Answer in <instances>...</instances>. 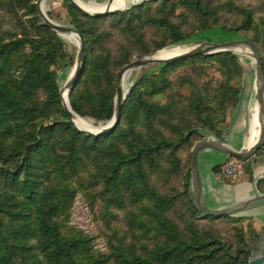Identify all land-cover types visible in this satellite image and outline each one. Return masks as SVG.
<instances>
[{
  "label": "trees",
  "instance_id": "obj_1",
  "mask_svg": "<svg viewBox=\"0 0 264 264\" xmlns=\"http://www.w3.org/2000/svg\"><path fill=\"white\" fill-rule=\"evenodd\" d=\"M36 1L0 0V12L15 20L14 30H6L0 16V264H248L260 236L248 226L247 243L241 227L233 242L198 222L203 213L194 199L191 162L179 155L207 133L223 135L226 111L240 100V89L231 85L242 74L237 56L157 65L156 73L130 87L115 130L87 136L62 106L57 71L70 60L61 39L41 23ZM178 9L186 13L176 16ZM67 12L84 43L69 104L97 123L112 119L119 72L134 56L212 30L240 34L259 54L264 73V20L234 0H150L99 17L67 3ZM223 16L238 23L228 27ZM197 64H215L225 80L211 88L191 76L171 77ZM258 155L264 156V141ZM257 189L264 193V180ZM78 193L101 201L103 220L112 210H133L126 233L108 236L105 253L67 226ZM221 219L245 220L205 216L203 222Z\"/></svg>",
  "mask_w": 264,
  "mask_h": 264
},
{
  "label": "rangeland",
  "instance_id": "obj_2",
  "mask_svg": "<svg viewBox=\"0 0 264 264\" xmlns=\"http://www.w3.org/2000/svg\"><path fill=\"white\" fill-rule=\"evenodd\" d=\"M83 1L89 2L92 0H83ZM94 1L98 2V4H105L107 0H94ZM115 1L124 2L125 0H115ZM147 1H150V0H141L140 2L143 3V2H147ZM234 1H235V4L237 6L242 5V6L249 8L250 10H252L254 13V19L256 21L260 20V19L264 20V9H262V7H261V1L260 0H234ZM140 2L136 1V3L133 6H136ZM67 3H68L67 0H45L41 3L40 10L43 11V13H45L47 15L49 20L57 23L58 25H61L64 27H72L70 24V17H69L68 12H67ZM184 13H186V12H184L181 9H178L176 11V16H181ZM187 15L189 17L188 18L189 21L194 22L195 16L191 15L189 13ZM0 16L3 19L4 29L14 30L15 20L12 17H10L9 15L4 14L2 12H0ZM229 17H232V16H229ZM232 18H234V17H232ZM232 18H228V17L223 16L222 20H226V21H224V23H226L228 27H235L236 24L238 23V20H236V18H234V19H232ZM41 23H42V21H41ZM184 30H186V32H187L186 25L184 26ZM246 34H248V33H246ZM246 34L243 33L244 36ZM72 35L77 37L75 34H72ZM250 35H251V33H250ZM58 37L61 39V41L64 45V48H65L64 49L65 53L67 54V57L70 60V65H68V67H66L62 71H57L59 76H60L59 80H58L59 86H60V89H59V92H60L62 90L64 84L66 83V81L70 78L71 73L74 72L79 41H73L71 37L64 35V34H62ZM240 40L246 41L242 38V36L240 34H236L234 32L224 33V32L218 31V30H212L208 34H205V35L198 37V39H194V40L191 39L190 42H186V43H183L180 45L167 46L163 49H160V50H157L154 52L157 53V52L163 51L165 49L169 50V49H176V48H178V49H192L193 47H195L199 44H202V43H224V42L240 41ZM154 52H151V53H154ZM233 55L237 56V58H238V62L240 63L241 68H242V74L238 80L237 79L233 80L231 82V85L240 89V100H239L238 104L240 103V101L243 98H244L243 102H246L245 103L246 104V109H245L246 115H245V117L247 119V125L250 129L251 120H254L252 118V116L250 117V115H251L250 109H251V102H252L253 97H254L253 93H254V90L256 87V81H257L256 80L257 79L256 78V65H255L253 58L250 56V55L253 56V54H250L248 52H242V53H236ZM143 56H146V55H143ZM143 56H134L132 61H134L135 59L141 58ZM156 72H157V65H149V66H146V67H143V68H140V69H137V70H134V71L127 73L124 76L125 79H124V84L122 86L123 92L125 94H128L130 87L141 76L146 75V74L147 75L154 74ZM62 74L64 75L63 78L61 77ZM181 75L191 76L194 80H196L199 83L209 82L210 84H212L211 88L216 87L220 82H222V80H225L221 76V74L218 72V67L215 64H202V65L197 64L191 68H180L176 72H174L171 75V77L174 78V76L176 77V76H181ZM181 92H184L185 95L187 94V91L185 89H183ZM245 96H246V100H245ZM257 101H258V99L256 98V100L254 102V107H253L254 116L256 113L259 115L260 110H261V105ZM234 110H235L234 107H232V106L228 107V109L226 111V121H225V123L220 125L221 128L222 127L223 128L229 127V125H230L229 122L233 117L232 114H233ZM240 115H241V113H240ZM75 116L78 117L83 122H85V123H87L93 127H96V128H101L104 125H106V123H107V122L97 123V122L90 120V119H87V118H81L77 115H75ZM260 119H261V117H260ZM250 134H251V130H250ZM211 136H213L212 133H207V135H205L203 137V139H201L199 141H194L192 143V145L187 146L186 148H184L180 151L179 155L181 157V160L184 162V164H188V161L190 164V162H191V150H192L193 146L195 144H197L198 142L204 140L205 138L211 137ZM258 136H259V132L255 135L254 141L252 140V145L256 142ZM242 151H244V150H242ZM230 158H234V157H228L227 159H230ZM235 159H237L239 161V163H241V165L245 171V175L241 179L249 178L251 173H252V162H251L252 158L246 159V160L238 159V158H235ZM223 164L220 166V174L222 175V177L226 181H229L223 175V172H222ZM241 179H239V180H241ZM239 180H237V181H239ZM258 180H260V178L256 179V185H257ZM230 182H233V181H230ZM164 188H163V190H164ZM260 194H264V193H260ZM233 207H236V206H233ZM233 207H231V208H233ZM131 211H133V210H130L128 208L123 209V210H112L113 217H111L109 220H103L104 219V217H103L104 216V209L102 207L101 201L95 200L94 202H92L91 200L85 199L80 193H78L76 195L74 203L72 205L67 226L69 228H73L75 230L81 231L85 235L93 238L94 239V241H93L94 250L96 252L105 253L107 251V247H108L107 243H108V236L109 235H111L113 233L116 235L118 234L119 236H123L126 233L127 223H128V221H127L128 212H131ZM228 217H231V216H228ZM204 218H205V215L203 213V215L197 217V220H198V222H201L202 225L212 228L215 232L219 233L221 236H223L225 238L232 240L233 242H235L236 241L235 239L237 238V235L235 233L237 228L242 227L244 240L247 243L252 242V233H251V230L248 229V226H251L252 231H253V229L255 230V228L253 227V224L250 221L247 222L246 219L245 220L242 219L241 221H238V223H235V221H232V219H221V220H218L216 222H209V221L203 222ZM234 218H242V217L235 216ZM257 234L260 237L264 236L263 233H261V232L260 233L257 232ZM253 250H254L253 258L259 257L262 254H264V237H263V240L261 238H259V240L256 241V243L253 246ZM253 258H251V259H253Z\"/></svg>",
  "mask_w": 264,
  "mask_h": 264
},
{
  "label": "water",
  "instance_id": "obj_3",
  "mask_svg": "<svg viewBox=\"0 0 264 264\" xmlns=\"http://www.w3.org/2000/svg\"><path fill=\"white\" fill-rule=\"evenodd\" d=\"M45 0H37L36 2V7L38 10V15L40 20L42 21L43 25L47 26L50 28L54 33H56L58 36L62 34H75L78 38L79 44H78V51H77V58H76V64L74 67V72L72 76L66 81L64 84L62 90L59 92L60 97H61V102L64 110L69 114L70 117V123L73 125L74 129L84 133L87 136L91 137H99L103 136L107 133H110L115 130L117 125L120 122V117H121V108L124 104V101L126 99L127 94L123 92L122 88V80L124 76L134 70L149 66V65H167L172 62L186 59V58H192L195 56H209V55H215V54H221V53H232L236 54L237 50L240 49H249L251 53L253 54L250 55L256 65V87L255 90L257 91L259 96H256L259 100H263V109H262V118H261V124H260V130H259V136L256 140V142L248 149L244 151H234L231 149H225L223 147V144L219 142H210L207 140H202L195 144L191 150V179H192V189H193V194H194V199L195 203L198 207V209L204 213L205 216H215V217H222V216H231L235 217L238 215H241L242 213L247 212L248 210H251L252 208L257 207L260 204L264 203V194H256L255 197H253L251 200L245 202L242 205L233 207V208H226L223 210H210L208 209L201 201V186H200V179H199V172H198V165H197V156L199 151L204 150V149H211L215 151H219L222 154L228 156V157H234L238 159H250L252 158L258 151V149L261 147L264 141V73L262 69V64L261 60L259 57V54L257 51L254 49V47L247 41H231V42H224V43H202L199 44L195 47H193L191 50L184 52L182 54L173 56L169 59L163 60V61H157L151 59L152 54L156 53H151L149 55L143 56L141 58L135 59L131 63H129L127 66H125L120 72L117 80V86H116V93H115V98H114V114L112 119L106 123L103 127L98 129L96 132H89L85 130H81L77 128L73 122V115H76L70 107L69 104V94L71 90L74 88L77 79L79 77L82 65H83V50H84V43L82 40V37L80 34L77 32L72 27H64L61 25H58L57 23L51 21L48 19L47 15L43 13V11L40 10V4ZM115 0H107L105 5L106 9L103 10L102 12H97L90 14L83 10L77 3H75L73 0H67V2L73 6L76 10H78L80 13H82L85 16L89 17H99L103 15H108L111 13H116L119 11H113L111 10ZM142 2L138 3L141 4ZM137 4V5H138ZM132 7V6H131ZM130 7V8H131ZM130 8L126 9L129 10ZM126 10H122L126 11ZM64 89H67V104H65L63 98H62V91ZM78 116V115H77ZM248 264H264V254H262L259 257L251 259Z\"/></svg>",
  "mask_w": 264,
  "mask_h": 264
},
{
  "label": "crops",
  "instance_id": "obj_4",
  "mask_svg": "<svg viewBox=\"0 0 264 264\" xmlns=\"http://www.w3.org/2000/svg\"><path fill=\"white\" fill-rule=\"evenodd\" d=\"M243 100L244 98L234 110L233 117L231 116L232 119L229 122L230 125L225 128L223 135L220 138L207 137L205 140L219 142L223 144L225 149L234 151L249 149L252 144L250 142V129L245 117L246 102ZM227 158L228 156L221 152L211 149L201 150L197 156L201 201L210 210L239 206L251 200L256 194H260L256 179L264 180V156H256L255 154L251 160L252 173L250 177L235 182L226 181L220 174V166ZM238 217L245 218L247 222L250 221L256 232H261L264 235V203L238 215ZM263 237L260 238L263 240Z\"/></svg>",
  "mask_w": 264,
  "mask_h": 264
},
{
  "label": "bare ground",
  "instance_id": "obj_5",
  "mask_svg": "<svg viewBox=\"0 0 264 264\" xmlns=\"http://www.w3.org/2000/svg\"><path fill=\"white\" fill-rule=\"evenodd\" d=\"M73 1L75 3H77L83 10H85L86 12L91 13V14L97 13V12H102L103 10L106 9L105 4H98V2H95L94 0L89 1V2H85L83 0H73ZM136 1L140 2L141 0H125L124 2L114 1V4H113L111 10L121 12L122 10H126V9L130 8L131 6H133L136 3ZM64 35L71 37L73 41H78L77 37L73 36L72 34H64ZM189 50H191V49H178V48L169 49V50L165 49L163 51L155 53L154 55L152 54L151 59L157 60V61H163V60L169 59L173 56L187 52ZM236 52L237 53L248 52V53L252 54L251 51L247 48L237 50ZM72 74L73 73H71V76H72ZM124 79L125 78H123V80H122L121 86H123V84H124ZM62 96H63L62 98H63L65 104H67V89H64L62 91ZM253 96L254 97H253V100L251 102V109H250V113H251L250 117L252 116V118L254 119V120H251V126H250V130H251V134H250V140L251 141L250 142H251V144H252V140L254 141L255 135L260 130V124H261L260 117L262 118V112L261 111L263 109V100H259L256 97V96H259L256 90H254ZM256 98L258 99V103L261 105V110H260L259 115L256 113L254 116L253 107H254V102H255ZM73 122L76 125V127L81 129V130H85V131H89V132H96L98 129H100V128L93 127V126L83 122L82 120H80L75 115H73Z\"/></svg>",
  "mask_w": 264,
  "mask_h": 264
},
{
  "label": "built area",
  "instance_id": "obj_6",
  "mask_svg": "<svg viewBox=\"0 0 264 264\" xmlns=\"http://www.w3.org/2000/svg\"><path fill=\"white\" fill-rule=\"evenodd\" d=\"M222 172L226 179L233 182L243 178L245 175L241 163L235 158L227 159L224 162Z\"/></svg>",
  "mask_w": 264,
  "mask_h": 264
}]
</instances>
